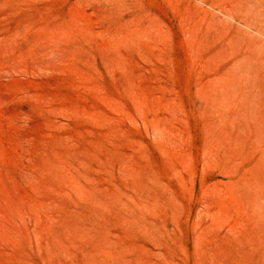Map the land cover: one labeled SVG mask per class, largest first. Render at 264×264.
<instances>
[{
    "label": "rangeland",
    "instance_id": "obj_1",
    "mask_svg": "<svg viewBox=\"0 0 264 264\" xmlns=\"http://www.w3.org/2000/svg\"><path fill=\"white\" fill-rule=\"evenodd\" d=\"M0 264H264V0H0Z\"/></svg>",
    "mask_w": 264,
    "mask_h": 264
}]
</instances>
